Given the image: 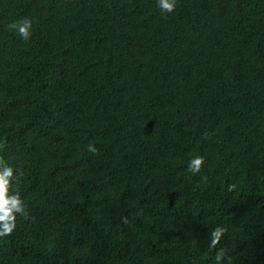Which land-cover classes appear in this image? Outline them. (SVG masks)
<instances>
[{
    "label": "trees",
    "instance_id": "1",
    "mask_svg": "<svg viewBox=\"0 0 264 264\" xmlns=\"http://www.w3.org/2000/svg\"><path fill=\"white\" fill-rule=\"evenodd\" d=\"M0 157V264H264V0H0Z\"/></svg>",
    "mask_w": 264,
    "mask_h": 264
},
{
    "label": "clouds",
    "instance_id": "2",
    "mask_svg": "<svg viewBox=\"0 0 264 264\" xmlns=\"http://www.w3.org/2000/svg\"><path fill=\"white\" fill-rule=\"evenodd\" d=\"M176 5L177 0H157V6L165 14L173 13ZM32 23V20L23 18L9 24L8 28L9 30L15 31L23 40L27 41L32 35ZM204 135L207 136V133ZM87 150L93 154L97 152L96 147L92 143L87 146ZM203 164L204 158L197 156L189 161L187 170L195 175L200 172ZM16 175L14 169L7 165L4 159L0 157V238L12 235L16 228L17 215H21L25 219L29 218V214L26 211L20 195L18 193L13 194L10 191ZM18 175H22V173ZM235 187L236 185L234 184L229 185L228 191H233ZM226 232V227H215L210 234L208 246L210 248H216ZM215 261L216 264H231V258L226 256L225 250L222 247L216 252Z\"/></svg>",
    "mask_w": 264,
    "mask_h": 264
}]
</instances>
